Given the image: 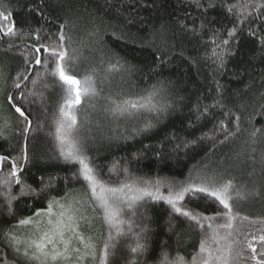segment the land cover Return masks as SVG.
<instances>
[{"label":"trees","instance_id":"obj_1","mask_svg":"<svg viewBox=\"0 0 264 264\" xmlns=\"http://www.w3.org/2000/svg\"><path fill=\"white\" fill-rule=\"evenodd\" d=\"M42 2L40 15L32 9L41 0H0V12L11 13L16 32L0 34V155H9V162L0 164V264H35L13 255L6 235L19 220L46 209L53 199L78 196L95 227L97 245L102 247L108 236L103 213L78 174L80 165L59 155L54 120L63 96L60 84L51 77L32 84L37 71H44L34 62L35 47L59 43L61 31L70 56L77 57L69 61L71 72L80 79L93 75L102 89L100 96L82 98L77 106L76 135L97 179L107 186L135 180L143 187L144 181H160L165 195L169 184L178 188L191 177L209 176L217 183L231 180L230 203L237 215L233 228L219 233L231 231L239 241L235 256L264 224V0ZM225 40L227 44L222 43ZM214 49L219 58L212 55ZM26 59L34 70H29ZM117 63L112 70L110 65ZM29 71L30 79L16 89L14 84ZM21 90L26 96L36 93L27 102L18 101L32 121L27 140L23 131L27 125L7 99L9 94L20 97ZM150 94L151 103L163 105V111L142 109L122 116L106 111L111 105L107 97L120 102ZM237 125L239 131L225 140ZM25 144L29 160L11 178V159ZM72 148L71 143L65 145L66 151ZM6 195L16 197L11 211ZM190 207L204 216L216 215L217 204L197 201ZM131 213L125 205L121 227L127 232L130 218L139 225L133 232L147 227L140 240L147 250L132 253L134 236L120 237L110 264H163L165 255L169 261L183 257L191 264L201 240L211 234L208 221L201 229L172 213L162 200L144 197L137 202L136 216ZM225 222L217 218L212 224ZM208 243L215 247L210 239Z\"/></svg>","mask_w":264,"mask_h":264},{"label":"snow or ice","instance_id":"obj_2","mask_svg":"<svg viewBox=\"0 0 264 264\" xmlns=\"http://www.w3.org/2000/svg\"><path fill=\"white\" fill-rule=\"evenodd\" d=\"M32 11L43 15V2L37 5ZM231 11V9H229ZM11 13L5 14L0 12V34L5 36L15 35V23L9 21ZM235 29L229 31V36L233 35ZM39 32V29H37ZM67 37L61 31L59 36V43L52 45H43L35 47L34 62L40 65L44 71H37L36 79L32 80L35 86L38 82L46 77H51L53 82H59L63 92L61 103L58 108V115L54 120L55 132L54 138L59 145V155L66 161L78 163L80 168L78 174L87 182L91 191L92 197L97 202V207L103 213L104 222L109 226L108 236L102 241V247H99L95 240L88 236L87 238L82 232H78L79 221H87V217L80 213V209L74 207L72 204L60 205V211L53 212V206L59 202L53 199L49 202L46 214L49 219L47 226L43 229H37L33 236L26 238L24 241L25 248L23 255L28 260L40 261V264H49L58 261H72L73 264H81L86 258H90V264H110V257L113 255V249L117 247V242L120 237L133 235L136 244L130 247L132 253L143 254L147 250V245L140 243L144 238V233L148 231L147 227H140L139 232H133L134 226L139 227L136 221L132 218L128 219V231L125 232L121 227L125 223L120 217L124 214L125 205L127 209L132 210V217L136 216V205L138 201L144 197H150L154 201L162 200L172 209V213L177 216L185 217L187 220L195 222L203 229V221H208V228L211 230L209 237L202 239L199 252L193 256L191 264H234L235 261H243L247 264L248 260L254 261L255 264H264V224L258 229V234L252 236L251 240L246 239L245 247L239 248L235 251V256L232 255L234 247L239 244V241L232 238V232L229 231L226 235H220V229H232L233 220L236 219V213L230 203L233 199L232 189L234 184L231 180L217 183L213 177L196 176L189 178L182 183L178 188L173 185H168L167 195L161 192V182L156 181L151 184L144 181V186L137 185L135 180H129L120 183L118 186H107L103 181L97 179L94 167L89 162V157L83 148L81 139L76 135L79 129L77 106L81 104L82 98H95L100 96L102 89H98L93 78V75H86L82 79L77 78L70 70L69 61H75L76 56H70L65 40ZM222 43L227 44L225 40ZM47 55H44V54ZM213 56L219 58L216 50H213ZM29 70L32 69V64L26 59ZM117 65H110L114 70ZM30 79V71L23 74V79L18 80L14 84L16 89H21L22 84ZM49 85L45 84V87ZM36 95L35 92L29 91L27 96L21 90V96L16 97L12 94L8 95V103L22 118V122L27 126L23 129L25 133V140H27V133L30 131L32 121L29 119V114L24 109L23 103L18 101H28L29 96ZM152 95L150 94L142 100L122 99L116 102L111 97L107 99L111 102L110 107L106 108L113 116H122L125 114H133L136 111L147 109L148 111L159 112L164 110V106H157L151 103ZM239 117H237V121ZM149 125H146L148 127ZM239 131V127L233 132H229L225 136V140L234 136ZM259 131V130H257ZM256 133L253 132V136ZM71 143L72 150L66 151L65 145ZM77 145H80L77 147ZM29 160L27 153V144L21 149L19 156L11 159V168L8 176L16 178L17 173L23 168V165ZM23 161V163H18ZM9 162V155H0V164H7ZM16 183H20L17 178ZM2 183L9 185L8 180ZM99 189V191H98ZM129 193H135L129 195ZM22 194H24L22 192ZM237 195H240L237 192ZM187 198V199H186ZM9 210L11 211L12 201L16 199L15 196L6 195ZM202 202L205 205L217 204L215 216H204L195 208L190 207L194 202ZM78 203V202H77ZM222 205V211L219 206ZM96 210L95 208L93 209ZM42 214L38 211L35 215L39 217ZM54 217V219H53ZM217 218L225 219V223L218 224L213 227L212 222ZM247 219V217H245ZM19 225H31L32 218H25L19 220ZM115 233V234H113ZM71 234V235H69ZM11 245L17 253H20V240L12 233L8 234ZM73 239L79 242L80 246L73 245ZM211 240L215 247L208 243ZM82 246V247H81ZM31 250V252H29ZM143 264H147L144 261ZM163 264H185L183 257H177L176 260L169 261L165 255Z\"/></svg>","mask_w":264,"mask_h":264},{"label":"rangeland","instance_id":"obj_3","mask_svg":"<svg viewBox=\"0 0 264 264\" xmlns=\"http://www.w3.org/2000/svg\"><path fill=\"white\" fill-rule=\"evenodd\" d=\"M56 201H58L59 203L53 206V212L54 213H57L60 211V205L72 204L74 207L79 208L80 209L79 214H82L83 216L87 217V221L80 220L77 231L82 232L86 238L88 236H91L93 238L94 233H95V227L91 222L90 216L87 214V211L84 208L82 199H80L78 196H69V197H66L64 199H56ZM46 209H43V210H46ZM41 212H42V214L39 217H37L36 215L31 217L32 221H33V223L31 225H19V223H18L17 226L12 231L9 232V233H12L13 235H16L19 238L20 244L18 245V247L20 248V253H17L15 248L12 247L11 242L8 238L9 233H7V235H6V241L8 243L7 245L10 248L12 254L24 262L40 264V261L26 259L23 255V251L25 248L24 241L26 240V238L33 236L34 233H36L37 229H43L47 226V220L49 219V217L46 214V211L41 210ZM53 219H54V217H53ZM69 235H71V234H69ZM73 245L74 246H80L79 242L76 241L75 239H73ZM29 252H31V250H29ZM89 263H90V258H86L84 261L81 262V264H89ZM49 264H73V262L61 260L58 262L49 261Z\"/></svg>","mask_w":264,"mask_h":264}]
</instances>
